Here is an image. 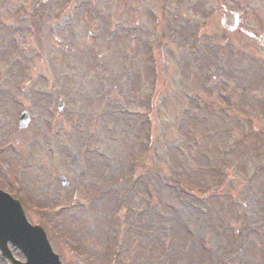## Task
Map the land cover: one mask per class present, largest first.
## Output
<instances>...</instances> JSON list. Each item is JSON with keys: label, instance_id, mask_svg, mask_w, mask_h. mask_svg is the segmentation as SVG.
Segmentation results:
<instances>
[{"label": "rangeland", "instance_id": "obj_1", "mask_svg": "<svg viewBox=\"0 0 264 264\" xmlns=\"http://www.w3.org/2000/svg\"><path fill=\"white\" fill-rule=\"evenodd\" d=\"M171 5L0 0V186L64 264H264V49L219 79Z\"/></svg>", "mask_w": 264, "mask_h": 264}, {"label": "flooded vegetation", "instance_id": "obj_2", "mask_svg": "<svg viewBox=\"0 0 264 264\" xmlns=\"http://www.w3.org/2000/svg\"><path fill=\"white\" fill-rule=\"evenodd\" d=\"M171 4L175 14L182 13L187 20L180 40L189 38L194 45L202 38L201 43L206 42L202 62L215 61L219 79H230L228 74H234L241 57L254 55L256 47L264 49V0H171Z\"/></svg>", "mask_w": 264, "mask_h": 264}, {"label": "water", "instance_id": "obj_3", "mask_svg": "<svg viewBox=\"0 0 264 264\" xmlns=\"http://www.w3.org/2000/svg\"><path fill=\"white\" fill-rule=\"evenodd\" d=\"M62 101L59 102V107ZM28 116L23 112L19 117V126L26 125ZM65 184V179L60 178ZM18 248L25 257L20 261L8 247ZM0 252L11 264H61L41 226L28 223L21 204L8 193L0 190Z\"/></svg>", "mask_w": 264, "mask_h": 264}, {"label": "snow or ice", "instance_id": "obj_4", "mask_svg": "<svg viewBox=\"0 0 264 264\" xmlns=\"http://www.w3.org/2000/svg\"><path fill=\"white\" fill-rule=\"evenodd\" d=\"M76 11H79V9H77L75 5H72L70 8L65 10L62 20H57L51 25V27L49 28V32L51 33L50 40L53 44L58 45L60 41V37L55 34L56 31H60L66 36L69 33L75 35L76 32L79 30L78 24H85L87 18L85 17L84 19L78 20L75 15Z\"/></svg>", "mask_w": 264, "mask_h": 264}]
</instances>
